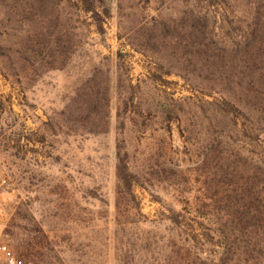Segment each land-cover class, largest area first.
Returning a JSON list of instances; mask_svg holds the SVG:
<instances>
[{
  "label": "rangeland",
  "instance_id": "374dc122",
  "mask_svg": "<svg viewBox=\"0 0 264 264\" xmlns=\"http://www.w3.org/2000/svg\"><path fill=\"white\" fill-rule=\"evenodd\" d=\"M112 2L114 17L103 33L85 20L74 22L75 51L61 68L23 69L15 51L0 59V246L15 255L17 264H214L226 250L204 235L218 226L212 203L202 216L185 206L206 186L209 163L204 164L202 151L180 135L177 124L168 133L154 119L141 134L142 127L123 126L117 116L118 74L125 90L129 81L140 82L148 102L191 92L178 76L151 79V58L119 38V0ZM133 4L149 15L170 17L178 10L172 0ZM23 31L8 29L0 43L17 50ZM108 69V129L86 132L78 122L72 125L69 107L83 96L88 77ZM122 138L132 142L141 181L135 198L118 210L116 152ZM149 155L166 171L145 165ZM172 208L189 218L186 224L170 221ZM188 224L196 226L192 236Z\"/></svg>",
  "mask_w": 264,
  "mask_h": 264
},
{
  "label": "trees",
  "instance_id": "16d2710c",
  "mask_svg": "<svg viewBox=\"0 0 264 264\" xmlns=\"http://www.w3.org/2000/svg\"><path fill=\"white\" fill-rule=\"evenodd\" d=\"M172 1L178 2V10L165 17L160 12L147 14L133 4L135 0H119L118 36L151 58L153 81L178 76L191 94L175 98L168 93L165 99L148 102L142 98L140 82L129 81L125 90L118 74L117 116L123 126L130 122L142 127L141 134L154 119L161 120L168 133L177 124L180 135L194 142L204 164L209 163L202 175L206 186L187 198L185 206L202 216L212 203L218 226L204 235L226 250L214 264H264V0ZM112 3L0 0L1 37L8 29H24L17 50L0 43V59L15 51L23 69L61 68L75 51L74 22L85 20L84 25L103 33L114 17ZM4 15L8 18L1 19ZM109 75L108 69L87 78L83 96L69 107L72 125L79 123L77 127L90 133L108 129ZM131 143L122 138L117 144L118 210L135 198L141 181ZM143 161L149 167L161 166L151 155ZM169 219L181 227L189 218L172 208ZM195 223L205 228L203 221ZM188 225L192 236L196 226Z\"/></svg>",
  "mask_w": 264,
  "mask_h": 264
},
{
  "label": "built area",
  "instance_id": "2783aa9c",
  "mask_svg": "<svg viewBox=\"0 0 264 264\" xmlns=\"http://www.w3.org/2000/svg\"><path fill=\"white\" fill-rule=\"evenodd\" d=\"M0 264H17L15 255L0 246Z\"/></svg>",
  "mask_w": 264,
  "mask_h": 264
}]
</instances>
